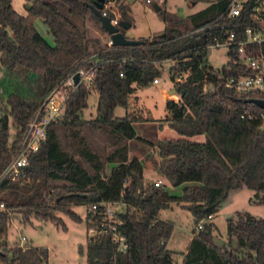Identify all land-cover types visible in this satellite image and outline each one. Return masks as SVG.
Instances as JSON below:
<instances>
[{
    "label": "trees",
    "instance_id": "16d2710c",
    "mask_svg": "<svg viewBox=\"0 0 264 264\" xmlns=\"http://www.w3.org/2000/svg\"><path fill=\"white\" fill-rule=\"evenodd\" d=\"M63 3L76 24L53 3ZM97 0H25L26 14L19 13L13 0H0V175L20 145L29 120L55 87L83 66L93 53L96 73L92 88L80 84L66 103L62 120L48 129L45 142L29 157L21 179L0 181V264H46L49 249L32 245L9 246L6 235L12 214H24L51 221L67 229L58 213L81 221L73 206L88 207L86 225L100 218L90 207L102 201H119L125 209L118 217L127 237L128 250L118 252L110 237L90 238L87 264H174V252L167 247L173 224L161 219L173 203L194 216L198 226L183 253L182 264H264V218L238 211L227 220V238L218 241L212 221L230 191H255L253 202L264 205V127L262 108L252 103L257 93H238L225 87L226 76L251 72L240 66V58L229 51V61L221 69L208 63L209 45L221 34L216 25L223 20L229 0H209L203 10L182 17L160 6L164 30L141 38L140 46H102L88 35L86 20L105 31L91 6ZM116 2L119 21L133 25L131 7ZM110 18L116 14L107 10ZM41 18L54 43L37 29ZM123 33L126 31L122 30ZM170 62V77L179 95L168 100V126L181 138L151 142L138 136L132 113L116 117L118 106L129 107L134 84L147 87L161 77L163 64ZM181 72L184 81H176ZM96 93V116L84 119L90 96ZM246 113L252 115L249 117ZM243 115H245L243 117ZM10 118L15 134L11 139ZM102 132L113 149L101 155L92 147L90 133ZM205 135L204 141L193 140ZM144 141L158 151L155 169L173 187L183 186L173 195L167 184L156 185L144 176L145 164L129 158V142ZM111 172H105V165ZM193 183L194 185H191ZM212 217L209 220V217ZM99 228V221L96 225Z\"/></svg>",
    "mask_w": 264,
    "mask_h": 264
},
{
    "label": "rangeland",
    "instance_id": "374dc122",
    "mask_svg": "<svg viewBox=\"0 0 264 264\" xmlns=\"http://www.w3.org/2000/svg\"><path fill=\"white\" fill-rule=\"evenodd\" d=\"M23 1L25 0H21L22 3ZM122 1L130 5L133 17V25L124 31L130 30L127 35H141L144 38L159 34L165 28V22L160 13L155 9V5H159L163 10L182 17L197 13L208 5V0H151L150 3L147 0ZM21 2L14 0V7L19 13L24 15L26 11ZM53 3L76 24L82 25L80 18L68 14L67 8L63 3L59 1ZM110 10L118 17L115 1L111 2ZM35 25L38 31L50 43H54L48 26L41 18L35 20ZM86 26L89 36L100 39L102 46L107 45L109 35L100 29L94 21L87 19ZM228 52L227 47L209 48L207 56L209 65L214 69H221L229 61ZM163 65V72L161 77L158 78V84L151 83L147 87H139L134 84L135 90L131 96L129 107L118 106L115 109L116 117H124L127 113L141 117V119L134 123V127L138 136L151 142L182 137L168 126L166 120L170 115L166 106V100L176 101V96L179 98V95L174 91L169 92L170 89H174V83L169 74L171 63L165 62ZM164 92H167L165 96ZM97 100L98 95L93 93L89 98L88 108L82 111L84 119L89 120L96 116ZM10 132L11 139H13L15 134L13 118H10ZM89 137L92 147L101 155H107L113 149V145L108 140L106 134L102 132L90 133ZM192 139L204 141L205 135L195 136ZM128 144L129 158L137 157L144 161V176L147 181H161V183L167 184L173 195L178 196L182 194L183 186L173 187L157 173L155 162L160 159L158 151L154 146L140 140H133ZM105 172L110 174V165H105ZM190 184L194 185L193 183ZM254 195L255 191L248 188L230 191L227 200L212 219L217 227L214 235L218 241L222 242L226 240L227 220L229 217H234L238 211L249 212L255 216L264 218V205L253 202ZM171 206L173 209L165 210L166 212H162L161 215L173 224L169 247L174 252V264H182L183 253L186 252L193 232L195 229L197 230V225L195 224L194 216L188 209L183 208L177 203H173ZM72 208L80 216L81 221H74L68 215L58 213L67 229L51 221L39 220L34 216H30L29 221H25L23 213L14 212L9 231L6 235L9 246L28 244L35 247H46L49 249V261L46 264H87L88 241L93 237L86 225L88 207L80 205L73 206Z\"/></svg>",
    "mask_w": 264,
    "mask_h": 264
},
{
    "label": "built area",
    "instance_id": "2783aa9c",
    "mask_svg": "<svg viewBox=\"0 0 264 264\" xmlns=\"http://www.w3.org/2000/svg\"><path fill=\"white\" fill-rule=\"evenodd\" d=\"M151 2V0H147ZM111 2H107L102 10L104 16H108V9ZM109 17V16H108ZM112 23L118 26V17L111 18ZM221 31L215 38V42L209 48L227 47L229 51H234L240 58V66H245L251 73L247 75L236 74L226 76L225 87L238 93H257L264 100V0H229L223 15L222 22L216 25ZM107 45L112 46L109 36ZM98 53H93L84 59V63L93 62L90 67L83 66L71 73L67 79L59 86L55 87L46 96L28 122L26 131L21 139L20 145L10 162L5 166L1 175L2 179L12 181L19 180L25 175V169L29 165V157L39 150L45 142L48 129L54 122L62 120L66 113V103L71 93L80 84L87 88L93 87L96 73V57ZM79 74V82L75 83L74 76ZM170 74V70H169ZM188 73L181 72L176 75V81H184ZM153 83L158 84V78ZM178 101L179 98L176 97ZM249 117L252 115L246 113ZM245 115H243L244 117ZM264 127V109L259 114ZM161 181H156L160 185ZM4 209V205H0ZM125 209V204L119 201H102L92 204L90 210L100 215V218H92L94 225L88 231L93 237H110L116 250L120 253L128 250V241L123 233V221L118 217ZM209 220L212 219L210 216ZM99 221V228L95 225ZM205 221H201L197 226L200 230Z\"/></svg>",
    "mask_w": 264,
    "mask_h": 264
},
{
    "label": "water",
    "instance_id": "95a60500",
    "mask_svg": "<svg viewBox=\"0 0 264 264\" xmlns=\"http://www.w3.org/2000/svg\"><path fill=\"white\" fill-rule=\"evenodd\" d=\"M105 0H97L94 5L91 6L94 14L98 17V19L101 22V25L105 32L110 36L112 40V44L114 46H140L143 45V41L140 39H129L126 37L125 33L122 32V30L128 29L131 27V24H129L126 21H119L118 26H115L111 18L108 16H104L102 14V10L104 8ZM155 9L157 11L160 10L159 5H155ZM75 83L79 82V74H76L74 76ZM176 92V90H173ZM252 103L256 104L260 108L264 109V100L263 99H252L250 100Z\"/></svg>",
    "mask_w": 264,
    "mask_h": 264
},
{
    "label": "crops",
    "instance_id": "0c3cea01",
    "mask_svg": "<svg viewBox=\"0 0 264 264\" xmlns=\"http://www.w3.org/2000/svg\"><path fill=\"white\" fill-rule=\"evenodd\" d=\"M20 2H21V0H19ZM209 1V0H208ZM25 1H23V3H24ZM22 3V2H21ZM22 3V4H23ZM13 5H14V0H13ZM26 13H24V15H25ZM48 30H49V28H48ZM130 31V30H129ZM129 31H127V32H125V35L127 36V37H130V38H134V39H141V38H144V37H142L141 35H134V34H130V35H127V33L129 32ZM174 89L172 88V89H170L169 90V92H172ZM165 94H167V92H164V96H165ZM177 97V96H176ZM166 98V97H165ZM167 101V100H166ZM171 209H173V208H171ZM164 212H166V211H163V213ZM161 219L162 220H165V221H170V220H168V219H166V218H164V216L163 215H161ZM193 236V235H192ZM191 239H192V237H191ZM190 239V240H191ZM170 241V240H169ZM167 247L170 249V250H172L170 247H169V242H168V244H167ZM173 251V250H172Z\"/></svg>",
    "mask_w": 264,
    "mask_h": 264
}]
</instances>
